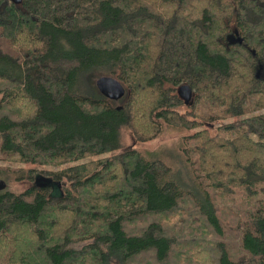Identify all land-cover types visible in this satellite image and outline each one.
Here are the masks:
<instances>
[{
  "label": "trees",
  "instance_id": "obj_1",
  "mask_svg": "<svg viewBox=\"0 0 264 264\" xmlns=\"http://www.w3.org/2000/svg\"><path fill=\"white\" fill-rule=\"evenodd\" d=\"M259 64L264 0H0V264H264Z\"/></svg>",
  "mask_w": 264,
  "mask_h": 264
},
{
  "label": "rangeland",
  "instance_id": "obj_2",
  "mask_svg": "<svg viewBox=\"0 0 264 264\" xmlns=\"http://www.w3.org/2000/svg\"><path fill=\"white\" fill-rule=\"evenodd\" d=\"M262 75H264V71L261 72ZM118 104H122V101L117 102ZM264 112V110L260 111ZM193 131H178L176 129H169L168 131L164 132L160 137H158L155 140L147 141V142H137L135 137L133 136L132 132L129 128H125L122 130V142H123V148H119L111 152L109 155L118 154L124 150V148L129 147H136V148H147V149H158V148H172L175 149L181 142V139L183 135L187 133H191ZM0 165H8V163L0 161ZM13 166H21L20 164H13ZM25 168L35 167L37 170H40L41 167L38 165H31V164H25L22 165ZM7 177V176H6ZM0 180H2L6 186V188L11 189L15 192H21L24 189H26L30 182L27 180H17L14 175L8 176V181L4 176H0ZM60 192L56 189H53V195H57ZM76 247H79V244L75 245ZM110 264H117L116 262H111Z\"/></svg>",
  "mask_w": 264,
  "mask_h": 264
},
{
  "label": "water",
  "instance_id": "obj_3",
  "mask_svg": "<svg viewBox=\"0 0 264 264\" xmlns=\"http://www.w3.org/2000/svg\"><path fill=\"white\" fill-rule=\"evenodd\" d=\"M15 1H21V0H15ZM238 41L241 43L242 39L239 38ZM263 69H264L263 64H259L257 68V77H260ZM97 87L99 88V90L103 95L115 100L121 99L126 93V89L124 85L115 77L109 75L101 76L97 80ZM181 94L184 97L188 98L191 95L190 87L188 85L182 86ZM5 188L6 186L4 182L0 180V190H3Z\"/></svg>",
  "mask_w": 264,
  "mask_h": 264
}]
</instances>
